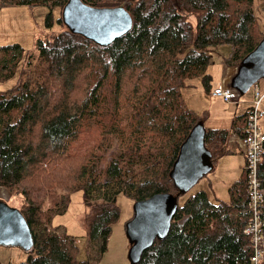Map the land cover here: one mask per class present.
Returning <instances> with one entry per match:
<instances>
[{"label": "trees", "instance_id": "obj_1", "mask_svg": "<svg viewBox=\"0 0 264 264\" xmlns=\"http://www.w3.org/2000/svg\"><path fill=\"white\" fill-rule=\"evenodd\" d=\"M69 1L0 0V11L46 7V32L56 22L63 26L36 38L37 59L29 56L17 83L0 91V187L23 197L20 211L34 238L21 264H78V240L53 228L75 191H83L87 206L88 259L81 264L100 262L108 251L120 194L135 203L177 196L171 173L205 119L189 109L184 88L200 79L211 94L215 50L230 46L221 63L239 67L264 39L254 0H81L92 8L123 7L133 18L128 35L101 47L64 26ZM26 57L20 44L0 46V84ZM247 116L230 129L206 128L214 167L231 154L232 133L245 137L238 122ZM259 173L264 187V159ZM229 195L215 204L202 191L179 204L168 236L137 264H250L246 171Z\"/></svg>", "mask_w": 264, "mask_h": 264}, {"label": "rangeland", "instance_id": "obj_2", "mask_svg": "<svg viewBox=\"0 0 264 264\" xmlns=\"http://www.w3.org/2000/svg\"><path fill=\"white\" fill-rule=\"evenodd\" d=\"M252 8L264 33V0H254ZM48 13L49 10L46 7H38L36 9L12 7L0 11V46L20 44L28 53V57L20 64L16 76L10 82L0 84V91H6L17 83L21 70L24 69L26 63L29 61V56L37 59L38 54L34 43L37 37L50 32H46L45 29V20ZM60 16L61 11L55 9V20L60 18ZM191 21L196 26L195 19L192 18ZM62 30L63 26L56 22L51 32L58 33ZM230 51L231 48L228 45L221 46L215 50L213 64L209 68V73H213L214 77L217 75V68L221 65L220 60L227 57ZM188 83L189 86L183 90L184 99L189 109L200 117L205 116V119L202 121L205 128H230L231 122L229 119L234 117L236 107L231 108L223 100L211 97L204 90L200 79H194ZM263 83L264 80L260 81L257 84L258 87L259 84L263 85ZM253 93L254 88L246 95L240 96L239 108H243V112L240 113H244L247 106L253 103ZM262 109L264 111V100ZM261 123L264 127V118L261 120ZM230 141L231 144L232 141L234 143L240 142L238 136L234 133L231 134ZM245 167L246 163L243 152H237L220 159L207 176L202 178L187 194L180 197L179 204L183 205L190 196L202 191L206 192L209 199L215 204L220 201L229 202V188L242 178ZM0 202H4L18 210L22 209L24 204L22 196L11 193L2 187H0ZM117 204L120 208L121 216L113 225L108 251L100 262L93 264H130L129 251L132 245L127 237L126 226L134 218L136 203L133 199L120 194L117 198ZM86 213L87 206L84 193L83 191H75L71 193V203L67 212L64 215L57 216L53 221L54 229H60L61 232L65 231L78 240V264L88 259ZM27 258L28 253L20 248L0 247V264H21L26 262Z\"/></svg>", "mask_w": 264, "mask_h": 264}, {"label": "water", "instance_id": "obj_3", "mask_svg": "<svg viewBox=\"0 0 264 264\" xmlns=\"http://www.w3.org/2000/svg\"><path fill=\"white\" fill-rule=\"evenodd\" d=\"M64 26L73 34L84 37L101 47H109L128 35L133 18L123 7L92 8L81 0H70L62 13ZM264 80V39L246 56L238 67L231 88L246 95ZM206 128L197 125L181 148L171 177L180 193L155 195L135 204L134 218L127 224V237L132 245L130 264H137L143 253L156 240H164L177 214L179 198L187 194L213 170L212 153L206 146ZM0 247L20 248L29 253L34 248L31 229L20 210L0 202Z\"/></svg>", "mask_w": 264, "mask_h": 264}, {"label": "built area", "instance_id": "obj_4", "mask_svg": "<svg viewBox=\"0 0 264 264\" xmlns=\"http://www.w3.org/2000/svg\"><path fill=\"white\" fill-rule=\"evenodd\" d=\"M213 98L226 103H239L240 94L231 87L223 85L213 88ZM264 95L258 87L254 88V101L245 123V137L241 138V147L246 157V175L250 220L244 233L250 238L253 253L250 264H264V187L260 178V166L264 159V131L261 120L264 118L262 104Z\"/></svg>", "mask_w": 264, "mask_h": 264}, {"label": "crops", "instance_id": "obj_5", "mask_svg": "<svg viewBox=\"0 0 264 264\" xmlns=\"http://www.w3.org/2000/svg\"><path fill=\"white\" fill-rule=\"evenodd\" d=\"M22 46V45H21ZM214 56V55H213ZM223 59V58H222ZM222 59L220 60V63H221V61H222ZM218 70H217V75H216V77H214L213 76V73H210V74H212V76H213V88H215L216 86H219V85H223L224 87H231V83H232V80H233V78L235 77V75L237 74V71H238V67H228V66H226V65H223L222 63H221V65L217 68ZM260 83V82H259ZM258 87V86H257ZM259 89H260V92H261V94L262 95H264V83H263V85L261 84H259V87H258ZM263 90V91H262ZM209 95H211V94H209ZM212 97V96H211ZM253 98H254V93H253ZM228 105L231 107V108H234V107H236V110H235V113H234V117L231 119H229V121L231 122V127L230 128H232V126H233V123H234V120L236 119V118H238V117H242V116H245L248 112H249V110H250V108H251V106H252V103H250L248 106H247V108L245 109V112L244 113H240V112H243L242 111V109L243 108H239V105H240V102L239 103H228ZM232 120V121H231ZM242 124H243V126H242ZM238 125H239V127H245V120L244 121H240V122H238ZM261 127H262V129H263V131H264V127L262 126V123H261ZM230 128H228V129H230ZM220 129H227V128H220ZM234 134H236V133H234ZM237 135V134H236ZM238 136V135H237ZM238 138H239V141L240 142H235L234 143V141H232V144H231V141L229 142V145H228V147H229V149L231 150V154H234V153H237V152H243V154H244V157H245V153H244V150H243V148L241 147V138L238 136ZM234 143V144H233ZM240 143V144H239ZM230 144H231V147H230ZM231 154H229V155H231ZM228 156V155H227ZM224 157H226V156H224ZM223 157V158H224ZM222 159V158H221ZM245 163H246V157H245Z\"/></svg>", "mask_w": 264, "mask_h": 264}]
</instances>
